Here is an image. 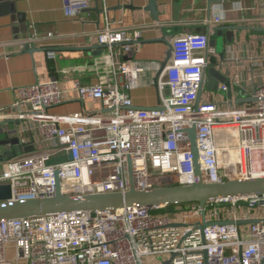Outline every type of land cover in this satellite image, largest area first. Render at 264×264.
<instances>
[{"label":"built area","instance_id":"2783aa9c","mask_svg":"<svg viewBox=\"0 0 264 264\" xmlns=\"http://www.w3.org/2000/svg\"><path fill=\"white\" fill-rule=\"evenodd\" d=\"M61 2L65 17L75 19L94 0ZM258 21L264 28V16ZM142 36L139 29L115 28L109 22L96 32L98 45L113 57L112 71L122 86L74 85L78 98L99 104L97 115H48L49 108L63 101L53 79L18 89L15 106L20 112L12 118L32 125L38 136L32 139L33 153L0 164V186L10 187V201L51 198L57 180L61 195L124 193L129 167L140 190L188 186L194 176L185 132L193 126L205 182L264 176V55L248 58L244 79L241 74L231 78L229 98L227 87L220 84L216 92L203 88L196 105L215 51L208 46V33L175 36L167 64L153 66L158 104L141 109L132 104L129 92L138 86L145 67L120 58H130ZM46 55L54 58L52 51ZM229 61L243 63L238 56ZM239 99L254 102L235 104ZM8 119L0 111V120ZM233 151L237 161L231 158ZM153 210L135 207L0 221V264H144L154 257L161 258L160 264H264L263 197L206 203L205 223L256 221L238 228L213 224L201 232L196 204L176 207L171 216L152 215Z\"/></svg>","mask_w":264,"mask_h":264},{"label":"crops","instance_id":"0c3cea01","mask_svg":"<svg viewBox=\"0 0 264 264\" xmlns=\"http://www.w3.org/2000/svg\"><path fill=\"white\" fill-rule=\"evenodd\" d=\"M148 1L94 0L88 10L69 19L61 0H0V111L11 116L0 120V143L15 136L14 131L25 144L38 136L32 125L30 129L13 118L20 112L15 106L18 89L43 80H55L63 92V101L49 108L48 115L101 113L98 103L78 98L74 85L117 83L122 87L121 78L112 71V55L95 37L108 22L115 28L139 29L143 35L132 56L120 58L122 62L132 58L145 67L138 86L129 92L132 104L141 109L158 104L153 66L167 64L170 41L175 36L208 33L209 39L216 40L215 28H236L222 32L223 39L230 34L234 37L224 42L220 54L212 48L215 55L209 58L208 66L221 71L228 81L238 74L244 79L248 58L264 55V28L258 21L264 16V0H156L157 21L147 11ZM215 18L221 19L218 25ZM47 51H52L54 58L49 59ZM237 56L243 59L238 66L229 61ZM7 149L1 146L0 154ZM7 252L12 258L13 252Z\"/></svg>","mask_w":264,"mask_h":264},{"label":"water","instance_id":"95a60500","mask_svg":"<svg viewBox=\"0 0 264 264\" xmlns=\"http://www.w3.org/2000/svg\"><path fill=\"white\" fill-rule=\"evenodd\" d=\"M218 1V0H217ZM221 1V0H219ZM226 1V0H222ZM211 3L216 2L210 0ZM147 11L155 21L158 20L156 11V0H149ZM237 30L231 27H217L215 32L217 39H209L208 46L215 48L220 54L221 47L224 42H230L233 39V34L223 39V31L233 32ZM225 38V37H224ZM102 47V46H100ZM103 48V47H102ZM170 53L168 54V56ZM166 63L161 65V69ZM157 81V77L155 82ZM223 84L227 87V97L231 95L230 82L225 78L223 73L212 67H207L204 72L203 82L200 85L201 89L198 92L195 104L197 105L201 99L203 88L207 91L216 92L218 85ZM253 99H239L235 104L253 103ZM15 136L10 137L1 146H8V149L0 154V164L4 160H9L14 156H23L33 153L35 148L32 142L27 144L20 142L17 131H14ZM187 140L189 141V150L193 158V176L194 182L188 186H170L167 188H153L152 190H140L135 186L134 178H132L131 168H128L129 188L124 193H99V195H81L68 196L61 195L59 191V182L57 180L56 192L53 197L41 200H28L27 202H12L10 201V187L8 185L0 186V221H11L29 218H45L46 216L64 215L68 213L82 212H99V211H116L117 209H129L142 207L148 210L163 209L170 206H185L188 204H196L200 210V223L198 229L202 232L206 225H234L237 228L242 225H252L256 221H220L205 223L204 207L207 202L223 201L230 199H241L248 197H263L264 198V176L258 178H241L237 180L226 181L223 183H207L204 181L198 151L196 145V129L193 126L186 130ZM264 221V220H263ZM206 253H204V262ZM162 264H168L164 262ZM206 264V262H205Z\"/></svg>","mask_w":264,"mask_h":264},{"label":"trees","instance_id":"16d2710c","mask_svg":"<svg viewBox=\"0 0 264 264\" xmlns=\"http://www.w3.org/2000/svg\"><path fill=\"white\" fill-rule=\"evenodd\" d=\"M176 207L184 208L185 206H181V205L170 206V207H166V208H163V209L153 210V211H151V213H152V215L156 214V215L171 216V215L176 214V212H175V208Z\"/></svg>","mask_w":264,"mask_h":264},{"label":"rangeland","instance_id":"374dc122","mask_svg":"<svg viewBox=\"0 0 264 264\" xmlns=\"http://www.w3.org/2000/svg\"><path fill=\"white\" fill-rule=\"evenodd\" d=\"M205 91H207V90L205 89ZM223 95H221V96H223ZM166 96H167V93H166ZM177 221H179V220H177ZM160 261H161V258L154 257V258L146 259L144 264H160Z\"/></svg>","mask_w":264,"mask_h":264},{"label":"bare ground","instance_id":"6f19581e","mask_svg":"<svg viewBox=\"0 0 264 264\" xmlns=\"http://www.w3.org/2000/svg\"><path fill=\"white\" fill-rule=\"evenodd\" d=\"M231 158H232L233 161H237L238 160V157L236 156V153L234 151L231 153Z\"/></svg>","mask_w":264,"mask_h":264}]
</instances>
